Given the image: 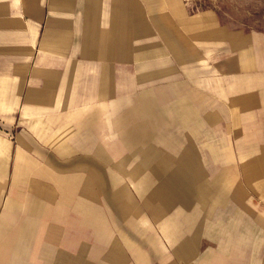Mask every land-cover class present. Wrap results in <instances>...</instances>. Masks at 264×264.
<instances>
[{
    "label": "crops",
    "instance_id": "1",
    "mask_svg": "<svg viewBox=\"0 0 264 264\" xmlns=\"http://www.w3.org/2000/svg\"><path fill=\"white\" fill-rule=\"evenodd\" d=\"M170 251L264 264V0H0V264Z\"/></svg>",
    "mask_w": 264,
    "mask_h": 264
},
{
    "label": "rangeland",
    "instance_id": "2",
    "mask_svg": "<svg viewBox=\"0 0 264 264\" xmlns=\"http://www.w3.org/2000/svg\"><path fill=\"white\" fill-rule=\"evenodd\" d=\"M185 1H189V5L191 7H194V6H197V5H207L209 3H212L213 0H185ZM114 175V174H113ZM119 175V174H118ZM116 178L118 180H122V181H127L129 180V176L128 175H125V174H121L120 177L117 176V174H115ZM143 176L144 174L142 175V173H139L138 176H137V179H138V183H140V179L142 178L143 180ZM164 176L165 174H153V179L154 181L156 182H159L158 184H161V182L163 181L164 179ZM121 178V179H120ZM96 179V178H95ZM138 191H142L144 192V188L143 190H140L138 189ZM140 195V194H139ZM142 195V194H141ZM176 231H174V234H175ZM173 234V236L171 237H166V240H169L170 241V244L174 243L175 246H171V248H177L176 247V243H177V237ZM172 235V234H171ZM173 240V242L171 241ZM189 248V247H187ZM192 248L193 247H190V250L192 251ZM193 252V251H192ZM192 252H186V253H180V252H175V251H170L169 253V263L170 264H193V260H194V255L192 254ZM187 256V257H186ZM156 260V259H155Z\"/></svg>",
    "mask_w": 264,
    "mask_h": 264
}]
</instances>
